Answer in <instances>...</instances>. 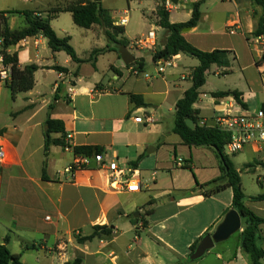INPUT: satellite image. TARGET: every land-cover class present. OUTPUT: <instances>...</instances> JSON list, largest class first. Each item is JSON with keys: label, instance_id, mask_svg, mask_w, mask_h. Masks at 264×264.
<instances>
[{"label": "crops", "instance_id": "crops-1", "mask_svg": "<svg viewBox=\"0 0 264 264\" xmlns=\"http://www.w3.org/2000/svg\"><path fill=\"white\" fill-rule=\"evenodd\" d=\"M22 1L8 0L10 7L0 8V31L5 24L11 31L27 28L25 16L11 12L51 15V28L60 38L70 37L84 63L77 64L64 51L53 52L42 35L28 37L8 50L17 55L20 68L34 65L38 70L34 88L15 100L6 85L0 86V108L4 97L8 102L0 109V137L8 156L0 183V244L24 264H69L77 258L82 264H199L190 260L192 247L205 235L213 234L233 209V191L227 187L228 178L215 149L189 148L173 132L176 104L192 87V72L199 61L179 54L168 59L170 65L159 74V61H154L153 55L164 45L167 34L157 25L150 30L156 34L154 50L135 51L136 60L144 62L143 71L136 74L131 71L135 66L125 65L116 46L102 37L100 26L85 29L82 55L73 37L58 31L55 22L71 14L65 11L71 0ZM105 1H100L103 8ZM158 1L148 4L144 11L147 19V11H154ZM187 6L186 19L178 23L191 19L193 4L182 8ZM56 10L61 11L54 14ZM125 13L126 30L129 11ZM171 13L170 22L177 24L171 20ZM262 14V8L252 0H206L198 25L182 32L201 51L230 52V68L213 65L193 104L200 127L214 128L218 117L229 111L264 108V62L256 64L264 54V39L253 35ZM126 33L123 38L130 45L132 40ZM108 47L94 65L92 53ZM56 67L68 72H59ZM231 92L239 93V101L232 95L213 96ZM130 95L142 97L147 107H136ZM147 115L154 118L153 125L136 120ZM48 119L63 123L65 135L53 133L51 137L63 139L68 147L53 145L46 155ZM69 147L98 148L106 158L118 160L132 170L128 177L139 182L140 191L127 192L124 185L111 188L93 162L86 170L65 173L78 157ZM229 159L240 179L243 171L257 173L254 195L245 192L242 180L241 186L245 206L264 219V201L250 199L264 195V154L247 147ZM178 160L184 162L181 169L210 171L211 179L198 178L196 187L188 188H174V182L159 184L158 176L172 171ZM150 172L149 180L145 176ZM243 225L242 218V231L236 233L233 244H216L219 246L201 259L207 264H252L241 247ZM96 226H107L113 233L78 242L77 238L90 237ZM258 246L264 251V224L259 226ZM261 262L264 264V259Z\"/></svg>", "mask_w": 264, "mask_h": 264}, {"label": "trees", "instance_id": "trees-1", "mask_svg": "<svg viewBox=\"0 0 264 264\" xmlns=\"http://www.w3.org/2000/svg\"><path fill=\"white\" fill-rule=\"evenodd\" d=\"M162 2L164 0H161ZM206 0H200L193 4L192 17L187 23L173 24L170 22V13L162 6L158 9V26L165 30L167 34L164 45L154 53L153 60L170 59L179 54H185L193 57L199 61V66L192 72V87L187 90L181 99L176 104V115L173 132L178 134L184 144L189 148L192 147H210L214 148L221 160V169L224 175L228 178L227 187L233 191L232 208L235 209L243 218V232L240 234L241 247L247 253L252 264H262L264 259V251L258 246V233L259 226L264 224V219L255 215L244 204L246 196L242 190L241 179L239 173L235 170L231 163L229 156L225 154V145L230 140L228 133L222 132L217 128L200 127L198 122V112L192 107L200 95V89L206 84L207 72L213 66L218 68H230V52L228 51H213L204 52L192 46L182 35L186 28H195L201 19V6ZM253 3L262 8L263 14L258 19L254 37L264 38V0H252ZM61 10H56L54 14L59 13ZM66 12L72 14L73 22L80 28L91 29L94 25L102 28L108 44L116 46V51L120 54V47H129V42L123 38L126 30L122 26H115L113 19L109 12L102 7L101 2H94V0H73L72 3L66 8ZM18 13L25 16L27 21V28L20 31H11L5 24L0 31V37L3 38L1 53L4 56L6 65H12V78L6 84L10 90L12 98L15 100L19 94L26 93L32 90L35 86L34 74L38 70L37 66H28L24 69L20 68L18 57L16 54H10L8 50L18 44L20 41L33 36L42 35L48 40V45L53 52L64 51L70 58L77 64H82L84 61L77 57V54L71 45L70 37L60 38L56 35L50 26L53 16L48 15L41 17L35 15L33 12H11ZM108 48L103 50H96L92 53L91 62L95 65L98 55L103 54ZM264 62V54L260 61L256 64L260 65ZM138 71H143L144 62L138 60L133 63ZM59 72L67 73L65 68L56 67ZM232 95L239 101L240 95L238 92L231 93H217L214 97H226ZM130 102L136 107H147L144 104L142 97L137 95H130ZM264 109V108H263ZM192 120L195 128L188 127L186 121ZM46 140H45V154L48 155L50 147L53 145L68 147L63 139H52L53 133H60L65 135V128L63 123L48 119L46 122ZM73 149L75 155L92 156L93 154H103L98 148L91 147H69ZM264 168V161L261 163ZM187 168V167H184ZM189 168V167H188ZM207 186V185H206ZM204 186V187H206ZM252 201H264V195L258 197H251ZM94 232L90 237L77 238L79 243H84L94 237L105 235L109 236L113 230L107 226H96L93 228ZM197 244L192 247V252L196 249ZM0 264H24L18 255L10 252L6 245L0 244ZM69 264H82V259L77 258L74 262Z\"/></svg>", "mask_w": 264, "mask_h": 264}, {"label": "built area", "instance_id": "built-area-1", "mask_svg": "<svg viewBox=\"0 0 264 264\" xmlns=\"http://www.w3.org/2000/svg\"><path fill=\"white\" fill-rule=\"evenodd\" d=\"M200 0H177V3L173 0H164L161 6L165 8L167 12L173 10H179L181 7L189 4H195ZM127 13L123 14L118 21L117 26H125L128 23ZM40 16V15H37ZM232 32H234L232 30ZM231 32V33H232ZM264 39L262 37L258 38ZM3 44V38H0V86L6 85L12 78V65H6L3 54L1 53ZM156 47V34L152 30L147 35L141 36L131 41L129 49L136 50H154ZM168 60V59H167ZM165 59H159L158 73H165L166 67L170 64ZM131 71L139 73L136 67H131ZM261 74L264 76V68L261 69ZM264 90V82H263ZM140 123L153 125L155 123L154 118L151 115L145 116V118L136 119ZM222 132L230 135V140L225 145L224 152L228 156H234L242 152L245 148L251 147L257 153L264 154V109L257 111L246 110L242 113L227 112L225 115L218 117L215 127ZM72 136H67V139H71ZM8 156L4 144L0 137V183L2 177V169L7 163ZM96 164V169L102 171L111 188L117 185H124L127 192L140 191V184L133 177H128L132 170L129 167L121 166L118 160L108 159L104 154H93L92 156H78L74 163L65 169V173L74 174L80 170H86L91 168V164ZM177 167H183L184 162L182 160L177 161Z\"/></svg>", "mask_w": 264, "mask_h": 264}, {"label": "rangeland", "instance_id": "rangeland-1", "mask_svg": "<svg viewBox=\"0 0 264 264\" xmlns=\"http://www.w3.org/2000/svg\"><path fill=\"white\" fill-rule=\"evenodd\" d=\"M72 1L73 0H71L70 3H72ZM6 2L8 3V0H1L0 8L10 7L9 4L7 5ZM16 2L17 4H23L22 0H16ZM154 2L155 0H106L103 6L104 8L109 10L111 17L115 21H118L120 17L123 16L124 11H129V24L126 26V30H127L126 37L129 40H134L141 36L147 35L152 27L155 28L158 25V21H159L158 9L162 7L161 0L158 1L159 3L157 5H155L154 11H151V10L147 11V13H149L147 14L148 19L144 16V11L149 9L148 4L151 3L154 5ZM60 5L61 6L59 7L64 6L62 4ZM65 5L67 6L68 4H65ZM187 9H189L188 6L186 8L181 7L179 10H173L171 13V20L177 23L179 21L185 20L186 19L185 15L187 14V12H189V10ZM18 17L23 19V16H18ZM151 23L153 25H151ZM55 26L57 27L58 31H60V33H62V31H65L66 33L69 34V36L73 37L74 43L76 47H78L80 55H82L83 53V47L81 46L82 34L85 33L86 31L85 29L79 28L73 23L72 15L71 14L62 15L60 19L55 22ZM102 37L105 38L104 33H102ZM86 48L87 47L85 45L84 49ZM130 52H132L134 56L136 55L135 51L130 50ZM1 104H2V107H5V104H8L6 97L2 99ZM1 116L2 115H0V118ZM168 128H170V124ZM170 155L171 153L169 151L167 155L168 161H169ZM203 160H206V158H204ZM201 175H205V176H201ZM211 177H212V173H210V171H204L200 173V172H197V170H195L194 168L193 169L191 168L181 169L173 164L172 171H166V173L162 177L158 176V180H159L158 183L164 184V185H167V184L170 185L172 182H174V188L179 187V185L181 187L188 188L193 185L194 187H196L195 180L198 183V180H197L198 178L211 179ZM145 178L150 180L151 172L149 173V175H146ZM241 180H242L245 192L249 195H254L257 191V173H253L250 171L249 172L243 171L241 174ZM150 184L152 186L154 185V182ZM175 195L176 193L173 194L171 198H174ZM169 200L170 198H166V201H169ZM151 212L153 213V211ZM237 238H238L237 234L233 235L228 241H225L227 242L225 243L227 244L225 246L233 244L235 240H237ZM216 246H219V245H216ZM247 256L248 258H250L249 255ZM197 262H200L199 264H207V262L203 261V259H200Z\"/></svg>", "mask_w": 264, "mask_h": 264}, {"label": "water", "instance_id": "water-1", "mask_svg": "<svg viewBox=\"0 0 264 264\" xmlns=\"http://www.w3.org/2000/svg\"><path fill=\"white\" fill-rule=\"evenodd\" d=\"M101 0H94V2H100ZM177 3V0H173ZM191 28H186L183 32L189 31ZM120 56L125 65L132 66L135 63V56L128 50L126 46L120 47ZM189 128L194 129L195 125L192 120L186 121ZM138 216V214H136ZM242 231V217L235 210L231 209L225 216L222 223L217 227L213 234L205 235L196 249L190 256L191 261H197L203 258L216 244L227 241L230 237L238 232Z\"/></svg>", "mask_w": 264, "mask_h": 264}]
</instances>
